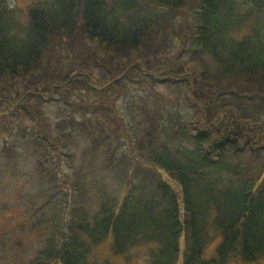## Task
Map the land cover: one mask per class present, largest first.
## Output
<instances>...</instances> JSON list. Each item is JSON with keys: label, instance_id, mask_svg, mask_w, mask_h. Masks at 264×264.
<instances>
[{"label": "trees", "instance_id": "1", "mask_svg": "<svg viewBox=\"0 0 264 264\" xmlns=\"http://www.w3.org/2000/svg\"><path fill=\"white\" fill-rule=\"evenodd\" d=\"M11 1L0 0V134L28 138L47 195L30 227L48 235L25 264H110L91 261L109 236L127 260L145 248L147 264L264 260V0H39L26 12ZM131 85L175 88L177 108L142 103L133 127L114 105ZM49 102L93 115L99 127L81 130L110 138L75 180L59 162L72 153L46 133ZM10 149L5 172L18 176ZM102 153L117 193L93 175Z\"/></svg>", "mask_w": 264, "mask_h": 264}, {"label": "rangeland", "instance_id": "2", "mask_svg": "<svg viewBox=\"0 0 264 264\" xmlns=\"http://www.w3.org/2000/svg\"><path fill=\"white\" fill-rule=\"evenodd\" d=\"M38 1L39 0H12L11 2L13 6L20 11L26 12L29 5ZM22 20H25V16ZM98 72L99 70L95 71L96 74H98ZM174 89L175 88L170 89L161 85L154 86L151 90L145 91L139 89L137 86L133 87V85H131L129 90L123 89L125 91L114 101L116 112L119 113L124 122L130 123L133 127L136 125L137 128H140L142 124H144L143 119L145 114L142 113L139 106L142 103L146 104L152 113L158 109L163 110L170 106L175 109L177 108V102ZM92 93V91L90 93L87 92V96L83 97L91 101ZM72 99L78 100L76 96H72ZM39 110L47 119V125L45 126L47 129H44L46 133L49 134L52 142L55 141L61 149L72 153L71 158L58 157L61 158L59 161L60 166L67 171L70 179L75 180L76 174H74V172H80L79 168L82 170H86V166L89 168L88 164L94 160V141L97 142L99 139L104 141L103 139L105 138L107 144L103 150L108 149L110 138L106 136L105 131L94 130L92 136L88 137L87 132L81 130L82 126L78 121H83L82 123L87 125L92 124L91 121H93L96 123L97 127H99L98 121H96L93 115L82 114L81 112L71 113L59 102L44 103L42 109ZM60 122L62 126L58 128L56 124H60ZM21 125L27 129L33 127L32 122L28 119H24ZM39 131L42 133V130ZM111 147L114 148L115 143L112 142ZM6 148H11L9 151H12V160L16 162L17 171L19 172L17 173L19 174L18 176H13L11 171L9 173L5 172L6 164L4 163H6V157H8ZM35 150L32 149V145L28 142L27 137L9 135L8 133L0 134V169L3 164L1 169L2 173L0 170V264L27 263L28 260L32 259L37 254L43 242L42 240L48 235L47 233L41 237V234L38 232L39 230H34L30 227V224L34 220L45 217L44 209H46V207L42 209L40 207L46 203L47 199V197L45 198L47 195L42 192L39 175L36 174L37 170H35L40 157ZM47 151L54 155V151L51 149H47ZM115 153L120 158L122 156V147L116 148ZM104 156H106V154L104 155L102 153L98 165H96V168L94 166L96 171L93 175L95 177L97 174L96 176L105 181L110 191L112 190L114 193H117L123 189L122 184L117 178H114L112 170L105 167L103 163ZM42 160L47 166L50 164V160H48L45 155H42L41 161ZM107 161H109V159ZM121 165H123V163ZM129 176L130 179L135 181L140 177L139 174H133L131 171ZM172 183L175 185L176 190L180 192L178 185L173 181ZM94 204L95 203L92 204V207H94ZM88 207L90 206L88 205ZM111 244L112 237L109 236L104 242L94 248L91 261L108 260L110 264H147L148 260L145 254V248L135 249L134 256L127 260L122 255L114 254L111 249ZM216 244L217 241L207 248V257L212 255L216 248ZM229 264H264V260L244 263L240 259H237L232 260Z\"/></svg>", "mask_w": 264, "mask_h": 264}]
</instances>
